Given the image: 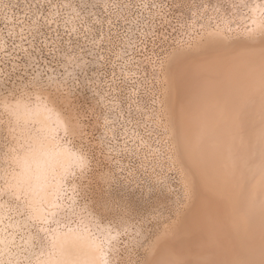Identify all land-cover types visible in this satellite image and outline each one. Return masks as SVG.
<instances>
[{"label":"bare ground","instance_id":"bare-ground-1","mask_svg":"<svg viewBox=\"0 0 264 264\" xmlns=\"http://www.w3.org/2000/svg\"><path fill=\"white\" fill-rule=\"evenodd\" d=\"M0 159V264H264V0H0Z\"/></svg>","mask_w":264,"mask_h":264},{"label":"rangeland","instance_id":"rangeland-1","mask_svg":"<svg viewBox=\"0 0 264 264\" xmlns=\"http://www.w3.org/2000/svg\"><path fill=\"white\" fill-rule=\"evenodd\" d=\"M46 35H47L46 37L48 39H50V36H48V34H46ZM24 42L25 41H23V43ZM43 44H44L43 41L35 42V47H38L40 45L42 47L40 49H38V51L36 49L33 50V53L37 55V58L34 60V63H36V64L39 63L40 65H45L44 61H42V58H41V57H45L46 56V52L44 51V49H42L43 48ZM8 45H9L8 47H12L11 42H8ZM8 53H10V51L9 52L7 51V53H5V55L8 54ZM20 57H22V56L20 55ZM46 61H48V63H49L48 58L46 59ZM86 91H87V89H86ZM148 100L149 99L144 100L145 106L148 104ZM135 116H136V118L138 120L137 122L139 123V125H138L139 130L144 132V133H148V131H146V127H147L146 125L147 124L145 122H142V120H143L142 119V115L140 113H135ZM96 135H97V130L95 128H92L89 131L88 139H90V138H92V137H94ZM90 148H91L90 154L93 155V156H96L95 153L97 151V147L95 145H90ZM102 163H104V162H102ZM128 163L134 169V171L137 172V175L139 176V180L140 181H143L145 178H147L149 176V172H151L149 170V167L147 166V164H144L142 161H140V158L138 156L133 155V156L128 157ZM3 168H4L3 160L0 159V171H2ZM168 171H167L168 174H171V175L173 174V172L171 170H168ZM125 176H126V174H123L120 177V179H124ZM111 186H112V188H114L115 187V183L113 182L111 184ZM77 194H79V192H77ZM90 196L91 195H89V194L86 195L85 199H88ZM4 197L5 196L3 194L0 195V198H4ZM83 197L84 196H82V195H78V200L83 198ZM8 201L10 202L9 203L10 205H8L9 208L7 209V213L4 216L5 217L4 218V222H5L4 226H7L8 229L5 230L4 232L7 233L8 235L12 234L13 237H12L11 243L9 244L8 249L4 251V253L10 252L8 254L12 258V260H11L12 262L9 261V263L7 262L6 264H24V260L25 259H24L23 256L25 254H27V251L24 248V244L22 242H20V241L22 240L23 229L25 227L21 223H20V226H16V227L15 226L11 227L7 223L8 221H10V222H19L20 219L23 217V213L22 212H19V213L15 212V208H14L15 205L13 203L14 201L12 200V198H8ZM35 229L36 228L33 225H31L29 227V230H31V231H34ZM121 246H123V241H122ZM120 252H121L120 256H119L120 259H118L119 264H129V259H128L129 256L126 255V252L123 249H121ZM133 254H137V251L134 252ZM122 257H123V259L121 261Z\"/></svg>","mask_w":264,"mask_h":264}]
</instances>
